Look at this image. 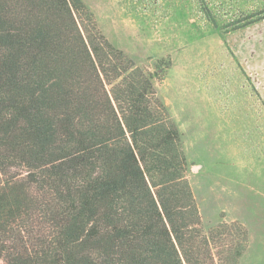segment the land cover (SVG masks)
<instances>
[{"label":"trees","instance_id":"16d2710c","mask_svg":"<svg viewBox=\"0 0 264 264\" xmlns=\"http://www.w3.org/2000/svg\"><path fill=\"white\" fill-rule=\"evenodd\" d=\"M152 78L82 0H0L1 264L238 263Z\"/></svg>","mask_w":264,"mask_h":264},{"label":"rangeland","instance_id":"374dc122","mask_svg":"<svg viewBox=\"0 0 264 264\" xmlns=\"http://www.w3.org/2000/svg\"><path fill=\"white\" fill-rule=\"evenodd\" d=\"M82 1L109 42L153 73L205 229L241 224L237 264H264V0Z\"/></svg>","mask_w":264,"mask_h":264},{"label":"crops","instance_id":"0c3cea01","mask_svg":"<svg viewBox=\"0 0 264 264\" xmlns=\"http://www.w3.org/2000/svg\"><path fill=\"white\" fill-rule=\"evenodd\" d=\"M251 69H253V70H251V73H253L255 67L254 68L252 67ZM256 70L258 71V68ZM254 77L256 78V80H258L257 76H254ZM258 245H259V247L264 248V239L263 238H262V240L258 241Z\"/></svg>","mask_w":264,"mask_h":264}]
</instances>
